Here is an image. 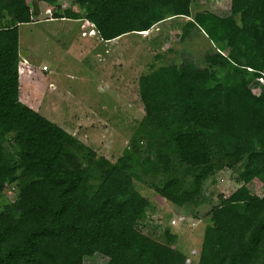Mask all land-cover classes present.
<instances>
[{
  "label": "trees",
  "instance_id": "1",
  "mask_svg": "<svg viewBox=\"0 0 264 264\" xmlns=\"http://www.w3.org/2000/svg\"><path fill=\"white\" fill-rule=\"evenodd\" d=\"M32 1L0 0V198L14 191L0 204V264H83L95 254L106 264H186L168 225L143 231L152 205L138 190L198 205L204 181L237 165L242 184L204 218L196 264H264V0H230L225 17L193 13V0H75L78 10L61 13L57 5L52 19L85 20L104 42L183 17L182 39L196 29L211 43L202 67L139 77L144 118L114 162L20 99L18 28L32 22ZM142 134L154 147L145 158Z\"/></svg>",
  "mask_w": 264,
  "mask_h": 264
},
{
  "label": "rangeland",
  "instance_id": "2",
  "mask_svg": "<svg viewBox=\"0 0 264 264\" xmlns=\"http://www.w3.org/2000/svg\"><path fill=\"white\" fill-rule=\"evenodd\" d=\"M74 1L56 0L53 5L30 3L32 22L20 24L18 28L20 55L23 52L19 64L20 99L85 146L114 162L144 118L138 93L139 77L157 66L194 62L202 67L204 55L212 46L196 29L182 39L189 21L183 17L156 24L144 34H127L104 42L85 20L51 18L57 5L60 13L65 9L78 10ZM205 10L228 16L230 0H193V13ZM259 91L258 87L253 90L255 94ZM142 137L138 155L145 158L154 147L148 150L147 139L143 134ZM241 170L240 165L232 170H218L204 181L198 205L187 204L183 208L172 205L150 189L138 190L152 205L143 221V231L151 234L155 228L168 225L178 234L176 248L187 255L186 264H196L204 218L221 197L230 196L241 186L238 177ZM135 184L143 185L139 181ZM250 189L258 195L263 193L262 188L256 189L253 185ZM13 198L14 191L8 187L2 192L0 204ZM105 258L95 254L84 258L83 264H106Z\"/></svg>",
  "mask_w": 264,
  "mask_h": 264
},
{
  "label": "built area",
  "instance_id": "3",
  "mask_svg": "<svg viewBox=\"0 0 264 264\" xmlns=\"http://www.w3.org/2000/svg\"><path fill=\"white\" fill-rule=\"evenodd\" d=\"M43 70H46V68L43 67ZM257 81H258V83H259L261 86L264 87V75H261V77H259V78L257 79Z\"/></svg>",
  "mask_w": 264,
  "mask_h": 264
},
{
  "label": "water",
  "instance_id": "4",
  "mask_svg": "<svg viewBox=\"0 0 264 264\" xmlns=\"http://www.w3.org/2000/svg\"><path fill=\"white\" fill-rule=\"evenodd\" d=\"M177 36H178V34L175 35V37H177ZM20 57L21 58L23 57V52L21 53Z\"/></svg>",
  "mask_w": 264,
  "mask_h": 264
},
{
  "label": "clouds",
  "instance_id": "5",
  "mask_svg": "<svg viewBox=\"0 0 264 264\" xmlns=\"http://www.w3.org/2000/svg\"><path fill=\"white\" fill-rule=\"evenodd\" d=\"M90 31H92V30H90ZM95 31V30H94ZM26 62V61H25ZM24 64H26V63H24Z\"/></svg>",
  "mask_w": 264,
  "mask_h": 264
}]
</instances>
